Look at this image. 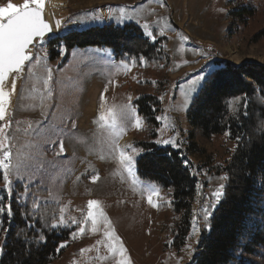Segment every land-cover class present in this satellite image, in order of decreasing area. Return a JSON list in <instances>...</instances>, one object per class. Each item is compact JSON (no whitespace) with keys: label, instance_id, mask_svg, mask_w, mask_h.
Listing matches in <instances>:
<instances>
[{"label":"rangeland","instance_id":"1","mask_svg":"<svg viewBox=\"0 0 264 264\" xmlns=\"http://www.w3.org/2000/svg\"><path fill=\"white\" fill-rule=\"evenodd\" d=\"M19 1L24 0H0V6ZM59 1L60 6L49 7L57 34L45 39L43 47L32 48L34 60L27 62L6 106L10 127L0 133V138L8 137L5 145L10 143L12 163L21 167L19 175L27 180L18 181L13 173L9 196L0 178V197L5 204L21 186L24 191L16 195L20 202L32 196L37 205L56 204L53 227L72 230L62 256L67 264H119L120 256L108 247L112 242L103 236L107 225L93 232L91 222H85L87 204L93 199L100 201L111 221L128 264H191L202 233L209 230L211 218L205 220L206 211L213 213L218 205L215 192L226 184V175L216 174L208 162L224 164L236 145L227 135H198L200 150L193 152L187 111L206 80L200 78L209 77L220 61L237 66L264 64V0ZM240 7L255 9V16L235 19L232 13ZM128 22L137 23L154 41L166 38L169 64L165 68L118 62L111 51L91 47L69 52L61 47L58 59L50 57L49 41L58 35ZM143 80L153 83L144 87L146 92L157 89V80L166 83L158 88L162 110L156 144L186 152V162L195 165L202 181L193 204L191 231L181 250L170 246L168 212L157 214L159 204L168 200L166 193L137 176L136 159L142 152L135 143L149 135L133 104L136 91L143 90ZM102 114L107 118L102 120ZM4 123L0 121V126ZM162 140L174 143L157 142ZM122 152L133 159L122 160ZM244 264H264V247L258 258H247Z\"/></svg>","mask_w":264,"mask_h":264},{"label":"trees","instance_id":"2","mask_svg":"<svg viewBox=\"0 0 264 264\" xmlns=\"http://www.w3.org/2000/svg\"><path fill=\"white\" fill-rule=\"evenodd\" d=\"M255 13L253 8L240 7L232 15L243 19ZM164 40H152L135 22L108 23L50 39V57L58 59L61 47L68 52L91 47L111 51L118 62L165 68L169 55ZM217 66L187 111L190 144L196 153L200 150L198 135H227L236 147L224 164L208 162L216 174L226 175V184L212 213L211 227L202 233L191 264H244L247 258H258L264 247V64L249 62L237 66L220 61ZM144 81L143 90L136 91L138 97L133 102L149 134L145 141L135 143L142 152L136 159L137 176L166 193L168 200L159 204L157 214L168 212L170 246L181 250L191 231L193 204L202 181L195 165L186 162V152L156 144L162 110L158 88L166 83L157 80V89L146 92L144 87L153 83L141 82ZM23 191L19 186L15 195L7 197L5 204L11 203L12 215L7 211L0 215V264H67L62 256L72 230L53 227L58 217L57 205H37L32 196L27 202H20L16 195Z\"/></svg>","mask_w":264,"mask_h":264},{"label":"snow or ice","instance_id":"3","mask_svg":"<svg viewBox=\"0 0 264 264\" xmlns=\"http://www.w3.org/2000/svg\"><path fill=\"white\" fill-rule=\"evenodd\" d=\"M43 6L44 0H24L22 5L8 2L6 5L0 6V121H5L3 126H0V133L4 131V128L10 127L6 123V106L10 104V97L16 91L17 78L22 77L25 73L26 62L34 60L30 46L32 48L43 47L45 34L52 31L51 25L43 17ZM58 25L59 21H57ZM148 35L153 36L151 32ZM212 75L214 73L209 72V77ZM50 79L51 74H49ZM200 79L204 80L206 78L201 77ZM45 83L47 84L48 81H45ZM6 89L8 90L6 91ZM106 118L103 114L101 115L102 120ZM112 118L115 120V113L112 114ZM7 139V136L0 138V154H2L0 155V169H3V172L0 173V178L5 182V191L11 196L13 181L10 179V176L15 173L18 181L27 180V177L19 175L21 167L18 164L13 165V154L10 143L7 146L5 145V140ZM157 142L165 144L174 143L171 140ZM59 149L60 153H63L64 145L62 141L59 142ZM121 159L131 161L133 157L131 155L125 156L122 152ZM96 179L98 177L94 176L93 180L95 181ZM223 188L224 185H220V189L215 192L217 202H219L220 197L223 195ZM148 202L152 204L151 195L148 197ZM87 208L85 222H91L93 232L98 231L101 226L107 225L103 230V236L112 242L108 244L109 249L114 255L118 254L120 256L119 264H128L126 250L123 248L119 237L112 230L111 221L100 207V201L95 199L90 200ZM5 210L9 216L12 215L11 203L5 205L4 199L0 197V211ZM211 216L212 212L206 211L204 218L205 220H209ZM207 227L210 228L211 225L208 224ZM79 230L83 232L84 228L81 227ZM40 239H44V237L41 236ZM188 247L191 249V245Z\"/></svg>","mask_w":264,"mask_h":264},{"label":"bare ground","instance_id":"4","mask_svg":"<svg viewBox=\"0 0 264 264\" xmlns=\"http://www.w3.org/2000/svg\"><path fill=\"white\" fill-rule=\"evenodd\" d=\"M22 3H24V1H22V2H20V1L19 2H16L17 5H19V4L22 5ZM53 5L60 6L61 5V2L59 0H44V6H43V8L45 10V13H46L48 19L53 24V27H54V34L53 35H55V34H57V31L55 29V25H54V22H53V18H52L51 11L49 9V7H52ZM31 52H32V50H31Z\"/></svg>","mask_w":264,"mask_h":264},{"label":"water","instance_id":"5","mask_svg":"<svg viewBox=\"0 0 264 264\" xmlns=\"http://www.w3.org/2000/svg\"><path fill=\"white\" fill-rule=\"evenodd\" d=\"M42 14H43V17H44L45 21H46L47 23H49V24L51 25V27H52V31H51L50 33H46V34H45V37H44V40H45V39H47L48 37L53 36V34H54V27H53V24L51 23V21L48 19L47 15H46V13H45L44 8H43V13H42ZM31 50H32V47L30 46V51H31ZM31 54H32V52H31ZM26 65H27V62H26ZM20 79H21V77H20V78H17V85H18ZM7 90H8V89H6V91H7Z\"/></svg>","mask_w":264,"mask_h":264}]
</instances>
